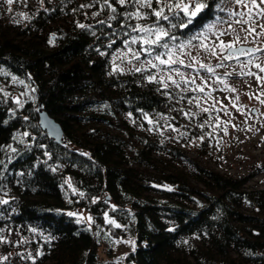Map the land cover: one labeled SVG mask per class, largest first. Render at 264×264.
I'll return each instance as SVG.
<instances>
[{"label": "trees", "instance_id": "obj_1", "mask_svg": "<svg viewBox=\"0 0 264 264\" xmlns=\"http://www.w3.org/2000/svg\"><path fill=\"white\" fill-rule=\"evenodd\" d=\"M222 1L204 0L188 27L170 29L176 41L193 38ZM102 2L99 15L83 16L72 0L46 1L16 30L0 28V200L8 201L0 264H112L117 241L128 238L124 264H264V188L249 189L251 176L223 174L175 146L171 155L193 171L161 159L154 172L162 145L135 134L121 113L184 127L181 112L156 84L114 71L111 55L127 38L121 24H136L123 13L135 7L111 0L112 20ZM40 103L60 122L62 142L39 126Z\"/></svg>", "mask_w": 264, "mask_h": 264}, {"label": "rangeland", "instance_id": "obj_2", "mask_svg": "<svg viewBox=\"0 0 264 264\" xmlns=\"http://www.w3.org/2000/svg\"><path fill=\"white\" fill-rule=\"evenodd\" d=\"M51 3L57 2V0H46ZM45 0L41 4L40 0H15L12 5H8L0 0V28L7 27L16 30L18 26L24 24L29 17L30 11H35L40 7L45 6ZM78 5V13L81 12V5L93 4L92 7H84L85 12L83 16L91 15L98 12L96 4L91 0H72ZM153 7L158 5L153 2ZM220 13L214 19L206 23L204 26L196 32L194 37H200L199 40L187 39L176 41L177 44L184 43V52H191L196 55L197 61L207 63L210 66L215 67L216 58L205 53L199 48V43L203 42L209 46L217 43V36L221 32L227 31V35L219 36V39L229 41L234 39L238 33L241 37L245 35L241 29L245 25L237 24L235 21L240 19L239 16L229 17L230 11L245 12L246 9L241 5H236L234 0H223L220 6ZM11 9V11H9ZM136 10V9H135ZM73 11V10H72ZM142 12L148 13L151 10L144 8ZM77 12V11H76ZM73 13V12H72ZM253 18L251 24H264V19L256 16V10H253ZM72 19V16H69ZM243 19H249L246 14ZM154 19L149 16L146 19H135L136 24H143L145 26L152 25ZM229 22H231L232 31L229 29ZM210 29V30H209ZM14 32V31H13ZM257 32H261L260 28H257ZM191 40L192 44L189 45L188 41ZM240 45H247L252 48L264 49V36L249 37L247 41ZM133 48H139V44L134 45ZM125 46L117 49L111 55L112 67L116 71L134 75V78L140 84L149 83L145 79L146 75L151 72L157 73L158 69H148L145 73H135L130 71L133 66H142V62L145 59L142 56L141 61H133L129 64L126 60H122V53L125 52ZM197 53H199L197 55ZM130 55V54H129ZM239 57V60L225 61V67L217 68L216 74L222 75L224 72H231L236 69L237 72L240 68L247 64L244 71H252L264 76V73H259V70L255 68V64L260 63L264 65V52H254L247 55L235 54ZM186 62H190L191 58L187 55L183 56ZM249 61H251L249 63ZM175 67V66H174ZM181 71L184 73L185 79L189 81L197 76V73L205 80H207V86H205V92H188L181 93L180 89L172 91V96L169 98V103L176 106V109H183L184 111H191L196 113L195 116L184 117L182 113H176L175 118L178 119L184 127L172 126L168 127V116L162 115L158 120L145 119L142 116L130 112L121 113L122 117L126 119L130 124V129L139 135H148L152 140L159 142L162 146L156 149L153 153V157L159 168H154V172H158L159 169L164 168V162L161 159L167 160L170 166H179L187 171H193L192 164L189 160L184 158H176L171 155L170 147L175 146L180 148L184 154L190 158L197 159L205 166L218 170L223 174L244 177L251 176L247 186L251 190L264 188V104L260 103V100H264V86L255 80V77L248 75H233L224 77V82L217 81L215 76H210L203 69H200L198 64L194 68H183ZM166 75V73H163ZM179 80L180 78L177 77ZM155 84V83H154ZM196 84H202L201 79H196ZM157 85V84H156ZM160 87L159 85H157ZM196 85L189 82L184 84L181 81V88H194ZM234 87L236 92L230 91V88ZM171 91V89H170ZM177 93L185 95L187 98L181 100ZM163 94V93H162ZM165 98L168 95L163 94ZM239 99H236V97ZM259 96L260 99H256ZM196 97L199 101V106L196 103L188 104V99ZM251 97V98H250ZM235 105V107L233 106ZM202 108H208L207 113L201 111ZM240 108L242 111H237ZM131 114V115H130ZM149 120L152 122L149 123ZM204 124L201 128L199 125ZM170 125V124H169ZM188 125L194 126L201 136L190 132ZM173 128L178 131H173ZM183 133L184 135H181ZM200 137H203L201 140ZM136 142L137 139L135 138ZM140 145V144H139ZM131 150V149H130ZM138 167L143 168L140 165ZM243 209L251 211L252 206L244 203ZM75 213L82 219L91 223L92 216L85 211L76 210ZM91 217V220L88 218ZM22 248H25L23 246ZM133 248V239H119L115 248L116 256L114 257L112 264H124L123 258Z\"/></svg>", "mask_w": 264, "mask_h": 264}, {"label": "snow or ice", "instance_id": "obj_3", "mask_svg": "<svg viewBox=\"0 0 264 264\" xmlns=\"http://www.w3.org/2000/svg\"><path fill=\"white\" fill-rule=\"evenodd\" d=\"M4 3L8 5H12L15 0H3ZM41 4L43 0H40ZM98 2V0H94V3ZM153 2H155L158 7H153ZM116 3L124 6L126 4H130L135 7L134 12H125L123 16L127 21H131L133 19H146L149 16L155 17V20L152 25L145 26L143 24H121V29L127 28L128 31H122V35L127 37L122 40L123 45L125 46L126 51L122 53V60H126L129 64L133 63V61H141L142 56L145 59L142 62V66H133L130 71L135 73H145L148 72V69H158L159 71L155 74L149 72L145 79L149 83H155L160 87L157 88L158 91L164 90L165 95L169 97L172 96V91L175 89H180L181 93L188 92H205V86H207V80L197 73L196 77H193L190 81L185 79L184 73L181 71V66L183 68H194L197 64L200 69H203L206 73L210 74V76H215L217 81L220 83L224 82V77H229L233 75H248L255 77V80L264 86V76L259 75L258 73H254L252 71H244V68L247 67V64L243 65L240 68V71L237 72L236 69H233L231 72H224L222 75L216 74L217 68L225 67V61L231 60H239V57L235 55V53H240L243 55H247L249 53L254 52H264L262 48H249L245 49L243 47H237V44H242L249 39V37L256 36H264V24H256L252 25L251 20L253 18V10H256V16L261 19H264V0H234L236 5L243 6L247 11L245 12H235L230 11L228 13L229 17L239 16L240 19H237L235 23L245 25L241 29L245 33L243 37H241L238 33L236 34L234 39H230L229 41H224L223 39H219V36L227 35L228 32H221L217 36V43L209 46L206 43L200 42L199 48L202 49L205 53L209 54L212 57L216 58L215 67L210 66L207 63L197 61L196 55H193L191 52H184L185 48L184 43H176L177 37L173 35L170 29L173 28H186L189 24L193 22V19L198 16L207 5L204 0H116ZM93 4L89 5H81V8L84 7H92ZM108 8L111 10L113 15L109 17V19H116V7L111 3V0H103L100 4V9L103 10ZM150 9L151 11L148 13H144L141 9ZM11 11V9H9ZM73 11H76L75 9ZM183 16L186 23L181 20L177 24H173L171 21L173 19H178L180 16ZM248 15L249 19H243L245 15ZM93 15H99V12L93 13ZM167 22L169 27H164V23ZM100 25H104L105 21H98ZM81 29L90 27L84 24H77ZM229 29H232L231 22H229ZM111 27V25H109ZM257 28L261 29V32H257ZM210 30V29H209ZM110 38V37H109ZM193 39L199 40L200 37H193ZM51 42V41H50ZM115 43V41H112ZM139 44V48H133L134 45ZM188 44L191 45L192 41L189 40ZM112 44H109L108 47L111 48ZM102 55L104 53H101ZM130 54V55H129ZM199 53H197L198 55ZM189 56L191 58L190 62H186L183 56ZM251 61H249L250 63ZM175 66V67H174ZM255 68L259 70V73H264V65L257 63L255 64ZM115 71V69H114ZM163 73H166L163 74ZM177 77L180 79L178 80ZM199 78L202 81L201 84H196V79ZM15 79V78H13ZM181 81L184 84H188L191 82L196 86L194 88H181ZM171 89V91H170ZM230 91L236 92L234 87L230 88ZM181 93H177L181 100L186 99L187 97ZM251 98V97H250ZM236 99H239L237 96ZM256 99H260L259 96H256ZM188 104L196 103L199 106V101L196 97L192 99H188ZM260 103L264 104V100H260ZM235 107V105H233ZM182 113L184 117L195 116L196 113L191 111H184L183 109H176ZM201 111L207 113L209 111L208 108H202ZM237 111H242L240 108H237ZM131 115V114H130ZM145 117H147V113H142ZM152 121L149 120V123ZM168 127H172L168 125ZM199 127L203 128L204 124L199 125ZM173 131H178V129L173 128ZM27 135V134H25ZM181 135H184L181 133ZM202 140L203 137H200ZM3 163V162H0ZM8 203L7 200H0V204ZM69 215H75L74 213H69ZM107 215V214H106ZM91 220V217L88 218ZM119 227V225H117ZM6 242L3 237H0V243ZM4 260H7V257H3Z\"/></svg>", "mask_w": 264, "mask_h": 264}, {"label": "water", "instance_id": "obj_4", "mask_svg": "<svg viewBox=\"0 0 264 264\" xmlns=\"http://www.w3.org/2000/svg\"><path fill=\"white\" fill-rule=\"evenodd\" d=\"M245 49L252 48L247 45H240ZM240 54V53H235ZM39 126L47 132V134L55 139L57 142H62L64 131L59 121L50 115L44 108L42 103L38 105Z\"/></svg>", "mask_w": 264, "mask_h": 264}]
</instances>
